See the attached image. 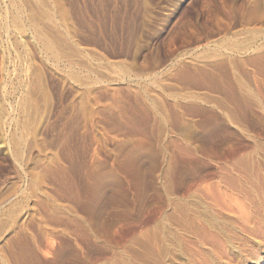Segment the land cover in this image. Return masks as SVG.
Returning a JSON list of instances; mask_svg holds the SVG:
<instances>
[{
  "label": "rangeland",
  "instance_id": "1",
  "mask_svg": "<svg viewBox=\"0 0 264 264\" xmlns=\"http://www.w3.org/2000/svg\"><path fill=\"white\" fill-rule=\"evenodd\" d=\"M263 147L264 0H0V264H109Z\"/></svg>",
  "mask_w": 264,
  "mask_h": 264
},
{
  "label": "bare ground",
  "instance_id": "2",
  "mask_svg": "<svg viewBox=\"0 0 264 264\" xmlns=\"http://www.w3.org/2000/svg\"><path fill=\"white\" fill-rule=\"evenodd\" d=\"M253 154L222 163L227 177L205 194L165 193L159 235H134L138 249L115 252L109 264H264V156L252 163Z\"/></svg>",
  "mask_w": 264,
  "mask_h": 264
}]
</instances>
